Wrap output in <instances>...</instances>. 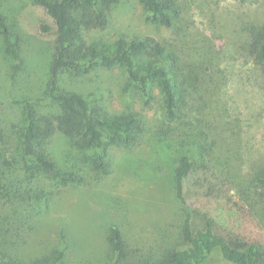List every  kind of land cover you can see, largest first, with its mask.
<instances>
[{"label":"rangeland","instance_id":"rangeland-1","mask_svg":"<svg viewBox=\"0 0 264 264\" xmlns=\"http://www.w3.org/2000/svg\"><path fill=\"white\" fill-rule=\"evenodd\" d=\"M28 2L0 0V15L20 36L22 62L12 79L0 33V173L12 194L0 193L1 245L21 262L63 244L65 258L73 264H116L107 240L115 225L125 243L121 264H159L163 252L182 242L183 216L172 170L184 153L196 163L185 178L187 208H212L215 198L203 194L240 198L252 208L264 241V212L249 199L253 191L247 187L264 168V66L249 60L243 47L250 27L264 22V0H179L181 14L171 27L147 21L138 0H116L106 24L87 31V40L113 43L119 36H153L175 54L178 77L193 87L183 84L187 90L179 116L168 120L157 88L147 100L119 65H95L79 76L63 74V86L89 96L107 113H133L137 119L131 143L109 145L108 172L98 174L80 159L75 171L81 182L64 186L60 166L78 150L60 132L47 145L56 169L38 174L33 182L20 169L23 106L14 100L30 96L38 110H55L42 95L54 43L33 32L27 21L32 13L26 17L30 10L24 8ZM187 140L196 143H183ZM205 141L208 154L201 157L198 146ZM36 186L46 197L20 200L13 195ZM204 220L196 213L193 227L203 226ZM214 226L228 239L240 237L219 223Z\"/></svg>","mask_w":264,"mask_h":264},{"label":"trees","instance_id":"trees-1","mask_svg":"<svg viewBox=\"0 0 264 264\" xmlns=\"http://www.w3.org/2000/svg\"><path fill=\"white\" fill-rule=\"evenodd\" d=\"M115 1L29 0V6L24 7L30 10L26 17L32 13L27 21L35 26L33 32L39 37L51 39L54 43L42 95L55 110H38L30 96L14 100L23 106L24 122L18 134V151L21 157L20 169L28 182L36 181L38 174H46L56 169L57 165L47 151V145L56 132L64 134L69 144L78 150L77 154L70 155L65 159L64 165L60 166L62 172L59 183L63 186L81 182L82 177L75 171V164L80 159L98 174L108 172L109 145L117 142L129 144L134 138L137 119L133 113H107L99 105L91 103L89 96L63 86L60 82L63 74L79 76L95 65L106 68L119 65L124 68L129 82L137 85L147 100L152 97V89L157 88L168 120L179 116L180 104L184 102L183 93L188 87H193L183 76L178 77L175 54L153 36H119L113 43L87 40V31L102 28L106 24ZM138 1L145 10V19L151 23L171 27L181 14L179 0ZM22 22L24 23L23 20ZM0 33L4 37L5 51L11 62L10 77L14 79L22 63L19 54L20 36L8 26L2 15ZM243 47L249 60L264 66V22L250 27ZM184 83L187 88L183 87ZM183 143L195 144L196 141L189 143L187 140ZM206 146V141L198 146L201 157L208 154ZM195 164L192 156L184 153L173 167L174 195L183 216L182 242L179 247L163 252L158 263L211 264L218 261L220 264H258L260 260H264L261 228L255 221L252 208L242 199H232L229 196L208 197L203 194V197L215 198L213 204L211 203L212 208L201 210L197 204L192 205L191 210L187 208L185 178ZM9 187V183L0 173V193L11 197ZM247 187L253 191L249 199L259 203L264 212V168L254 175ZM40 188L36 186L12 192L20 200L46 197V193ZM196 213L205 215V220L203 226L194 228L193 216ZM215 222L241 238L231 240L216 232ZM107 240L115 255V263L121 264L126 257L125 243L117 226L109 227ZM65 255V246L61 244L47 253L21 262L15 258L8 246H2L0 242V264H73L66 260Z\"/></svg>","mask_w":264,"mask_h":264}]
</instances>
